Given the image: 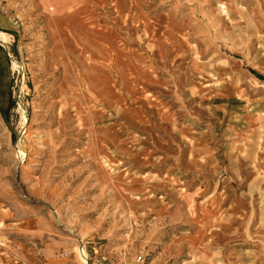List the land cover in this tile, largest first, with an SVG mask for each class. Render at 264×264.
<instances>
[{
  "label": "rangeland",
  "instance_id": "1",
  "mask_svg": "<svg viewBox=\"0 0 264 264\" xmlns=\"http://www.w3.org/2000/svg\"><path fill=\"white\" fill-rule=\"evenodd\" d=\"M1 31L0 264H264V0H0Z\"/></svg>",
  "mask_w": 264,
  "mask_h": 264
},
{
  "label": "crops",
  "instance_id": "2",
  "mask_svg": "<svg viewBox=\"0 0 264 264\" xmlns=\"http://www.w3.org/2000/svg\"><path fill=\"white\" fill-rule=\"evenodd\" d=\"M253 79H255L256 81H259L260 82V85H262V86H259V87H255V89H258L260 92H264V79H258L256 77H254ZM250 82H251V80H250ZM259 97H261V96H259ZM257 102H259V100H256L254 103H257ZM261 103H264V102H260V104ZM262 108H264V106ZM258 114H261L264 117V114L262 113V110L259 111V112L257 111V112H255L254 114H252V115H250L248 117L255 118ZM247 118H246V124H247L248 129H253L255 131V135L254 136L258 135L257 132H256V130H255V125H252L251 127L248 125ZM254 140H255V137H254Z\"/></svg>",
  "mask_w": 264,
  "mask_h": 264
},
{
  "label": "built area",
  "instance_id": "3",
  "mask_svg": "<svg viewBox=\"0 0 264 264\" xmlns=\"http://www.w3.org/2000/svg\"><path fill=\"white\" fill-rule=\"evenodd\" d=\"M131 264H146L145 260L141 256H136Z\"/></svg>",
  "mask_w": 264,
  "mask_h": 264
},
{
  "label": "bare ground",
  "instance_id": "4",
  "mask_svg": "<svg viewBox=\"0 0 264 264\" xmlns=\"http://www.w3.org/2000/svg\"><path fill=\"white\" fill-rule=\"evenodd\" d=\"M0 39H1V41L3 40L4 42H6L7 40H8V35H7V33H5V32H0ZM16 65V64H15ZM80 250V249H79ZM82 252V251H81ZM80 258H81V256H79ZM84 257H85V255H84ZM83 258V257H82ZM81 258V259H82ZM85 260V259H84Z\"/></svg>",
  "mask_w": 264,
  "mask_h": 264
}]
</instances>
